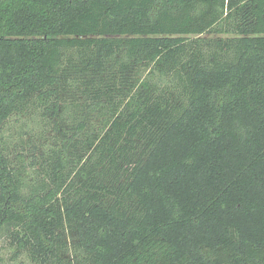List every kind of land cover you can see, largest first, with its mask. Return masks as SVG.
Here are the masks:
<instances>
[{
	"label": "trees",
	"instance_id": "trees-1",
	"mask_svg": "<svg viewBox=\"0 0 264 264\" xmlns=\"http://www.w3.org/2000/svg\"><path fill=\"white\" fill-rule=\"evenodd\" d=\"M2 237L33 264H264V0H0Z\"/></svg>",
	"mask_w": 264,
	"mask_h": 264
},
{
	"label": "rangeland",
	"instance_id": "rangeland-1",
	"mask_svg": "<svg viewBox=\"0 0 264 264\" xmlns=\"http://www.w3.org/2000/svg\"><path fill=\"white\" fill-rule=\"evenodd\" d=\"M207 38H221V37H227L228 35H223V34H217L215 32L213 33H206L204 35ZM25 121V122H29L28 128H30L31 126H33V120L30 119L29 116L26 117H20V118H13L10 121L9 124V129H11V132H16L19 130V127L21 126V123ZM45 122V119H43V122L41 121L40 124L42 125ZM48 126V125H47ZM46 126V127H47ZM22 128H24L22 126ZM24 130V129H23ZM49 133L46 130V133L42 136L45 137V142L40 139L41 143H45L47 145L48 141L50 140L49 138ZM27 136H24V139H26ZM37 140V139H36ZM39 146V148H41L42 146L40 144H37ZM7 238H0V264H33L30 260H28L25 255L23 253H16V257H14L13 252L14 249L12 247L9 246L7 240ZM75 260V258L73 259ZM58 264V262L56 263Z\"/></svg>",
	"mask_w": 264,
	"mask_h": 264
}]
</instances>
